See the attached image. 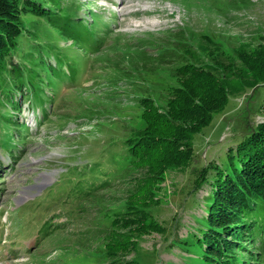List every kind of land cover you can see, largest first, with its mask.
<instances>
[{
	"label": "rangeland",
	"instance_id": "obj_1",
	"mask_svg": "<svg viewBox=\"0 0 264 264\" xmlns=\"http://www.w3.org/2000/svg\"><path fill=\"white\" fill-rule=\"evenodd\" d=\"M37 1L51 6L48 0ZM72 1L89 2L90 9L104 11L105 19L116 30L115 41L137 38L155 44L146 48L149 70H135L131 79L121 77V73L99 80L92 71L84 74L81 80L91 87L66 85L59 90L52 122L40 124L29 103L23 102V113L17 117L29 125L30 139L25 147L14 149L16 157L5 140L7 129L0 125V264H205L207 242L203 234L212 201L211 185L193 189V181L211 161L222 165L230 148L235 149L264 120V80L256 82L250 73L245 83L230 78L225 108L194 136L193 163L184 169L168 168L152 199L148 202L143 197L145 207L128 211L129 202L137 200L134 192L144 176L145 164L138 166L142 169L138 173L118 175L110 188L101 189L86 201H69L61 193L60 202L53 207L43 193L63 182L66 177L60 175L68 166L96 159L100 145L118 147L126 138L140 136L146 127L141 102L144 97L167 109L180 86L177 68L182 63L155 60L169 36L186 34L195 45V51H188L192 56L188 58L205 66L211 64V58L234 56L240 47L250 54L264 51V0H240L243 3L236 6L232 5L234 0ZM80 15L89 17V10H81ZM25 21L28 26L49 28L32 14L26 15ZM48 34L59 39L54 30ZM21 43L28 47L24 39ZM59 43L64 44L62 39ZM185 64L191 71L192 64ZM187 71L181 75L190 76ZM109 78L116 79L117 84L109 83ZM19 134L14 130L15 139ZM127 163L120 172L125 171ZM138 218L144 221L146 232L131 234V230L139 229ZM45 221H65L67 229L39 237ZM263 241L264 237L256 244L262 246ZM121 243L128 246L119 250L118 246L124 245ZM244 246L250 248L251 244L245 241ZM231 252L239 255L232 259L235 263L248 256L238 247Z\"/></svg>",
	"mask_w": 264,
	"mask_h": 264
},
{
	"label": "trees",
	"instance_id": "obj_2",
	"mask_svg": "<svg viewBox=\"0 0 264 264\" xmlns=\"http://www.w3.org/2000/svg\"><path fill=\"white\" fill-rule=\"evenodd\" d=\"M239 2L243 3L234 0L232 5ZM48 3L51 6L37 0H0V125L7 129L4 136L13 157L17 156L14 149L25 147L30 139L29 125L17 117L19 112L23 113V102L29 103L40 124L52 122L59 90L66 85L91 87L81 80L91 71L97 80L113 73L131 79L135 70H149L150 54L146 48L155 46L137 38L123 43L120 38L115 41L116 30L105 19L104 11L90 9L89 2L48 0ZM81 10H89V17L82 18ZM28 14L42 18V23L49 28L28 26L25 21ZM111 18L113 21L115 16ZM52 30L59 36L58 40L47 35ZM22 39L27 41V48L21 43ZM164 43L165 47L159 48L160 54L155 60L163 58L184 63L177 68L180 86L172 94L167 109L164 111L152 99L144 97L141 102L146 127L140 136L126 138L118 147L104 143L99 146L101 151L96 159L68 166L60 175L66 177L63 182L43 193L53 207L60 202L61 193H65L69 201L91 199L101 189L110 188L118 175L126 177L141 171L138 168L141 164L147 167L134 192L137 200L129 202L128 211L145 207L143 202L152 199L168 168L184 169L193 163L194 136L225 108L230 78L236 77L245 83L248 81L246 74L250 73L256 82L264 80L263 50L250 54L240 47L234 56L211 58L212 65L205 66L207 64L189 59L192 56L188 51L194 50L195 45L186 34L169 36ZM91 58L94 62L90 63ZM185 63L192 64L191 71H187ZM186 71L190 76L183 77L181 74ZM107 81L117 84L114 78ZM14 130L20 133L16 139ZM127 161L125 171L120 172ZM206 183L211 185L212 201L203 234L207 242L205 264H264V243L262 246L256 244L264 237V120L247 133L235 149L230 148L222 165L211 161L204 166L193 181V189ZM65 186L69 187L66 191L63 190ZM137 220L139 229L131 230V234L140 235L146 232L145 223L140 218ZM63 222L45 221L39 237L53 236L67 229ZM245 241L251 244L250 248L244 246ZM127 246L119 245L118 248L123 250ZM235 247L248 255L239 263L231 262L239 256L230 254Z\"/></svg>",
	"mask_w": 264,
	"mask_h": 264
}]
</instances>
